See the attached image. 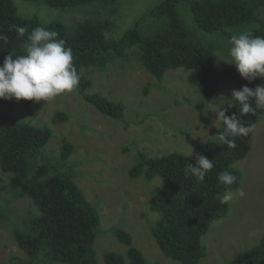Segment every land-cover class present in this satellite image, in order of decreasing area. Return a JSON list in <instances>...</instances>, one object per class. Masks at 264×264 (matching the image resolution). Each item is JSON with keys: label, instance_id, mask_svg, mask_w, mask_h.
Segmentation results:
<instances>
[{"label": "trees", "instance_id": "obj_1", "mask_svg": "<svg viewBox=\"0 0 264 264\" xmlns=\"http://www.w3.org/2000/svg\"><path fill=\"white\" fill-rule=\"evenodd\" d=\"M17 0H0V65L10 53L25 55L30 43L28 35L37 27L57 32L65 47L72 49L73 65L79 75L78 94L101 114L115 120L125 119L126 108L100 93H90L94 81L87 69H105L113 57H126L130 49H137L143 67L161 82L168 71L185 69L189 83L196 88L203 111L221 90L232 91L247 85L255 89L264 84L257 77L253 81L242 78L232 64H221L228 57L227 46L231 37L247 32L250 36H264V0H164L150 10L144 19L161 22L158 31L142 33L140 22L122 37L108 36L115 24L109 20H86L76 30L60 21L43 23L41 17H28L19 12ZM35 5L44 4L50 9H80L90 6L113 7L120 0H24ZM181 2L188 4L195 25L209 35L218 34L223 45L201 43L188 31L179 14ZM16 26L27 29L18 37ZM116 27V26H115ZM225 83L229 86L225 87ZM148 91V90H147ZM6 110H0V190H12L18 198H29L36 211L9 215L0 211V223L7 220L14 228V242L25 254L16 256L17 264H101L95 249L101 233V216L75 181L71 157L75 146L63 140L61 156L55 159L46 154L54 137L48 126H35L21 121L13 113L22 100L4 101ZM255 107L254 100L251 101ZM226 101L227 115H239L238 110ZM238 107V106H237ZM242 123L256 126L264 118V109L240 116ZM69 121L65 113H57L55 122ZM252 135L238 137L236 147L229 148L220 141L205 143L196 155L212 160L213 168L203 182L185 174L188 163L195 164L196 156L180 152L151 157L144 151L137 154V163L130 170L132 179L153 182L161 179L150 200V210L158 215L151 233L162 254L180 264H200L207 256L204 238L212 224L230 213V204L216 198L218 193L240 187L242 172L235 164L244 160L252 150ZM231 171L237 181L231 186L221 184L218 175ZM9 176V182L3 180ZM7 183V184H6ZM146 218L145 215H143ZM111 233L128 247L127 256L108 251L103 264H147L144 253L133 247V237L121 228ZM226 264H264V240L250 249L236 253Z\"/></svg>", "mask_w": 264, "mask_h": 264}, {"label": "rangeland", "instance_id": "obj_2", "mask_svg": "<svg viewBox=\"0 0 264 264\" xmlns=\"http://www.w3.org/2000/svg\"><path fill=\"white\" fill-rule=\"evenodd\" d=\"M162 1L120 0L113 7L99 5L69 10L50 9L24 0H17L16 5L25 16L41 17L45 24L60 21L71 31L86 20H109L116 27L108 36L119 39L138 22L142 33L158 31L161 22L144 16ZM178 11L188 31L201 43L225 44L220 35L198 29L188 4L181 2ZM230 47L227 46L228 52ZM138 54L137 49H130L129 59L113 57L105 69L83 70L94 81L90 93H100L125 106L124 121L101 114L86 103L76 88L48 101L22 100L13 113L21 121L53 129L54 137L46 149L50 157L60 158L64 139L75 146L71 157L75 181L101 216V233L95 245L101 264L108 251L127 256L128 247L114 237L113 228L132 235L133 247L144 253L147 264H180L162 254L151 233L158 215L151 212L150 200L161 179L150 183L142 178L132 179L130 170L137 163L139 151L151 157L173 152L196 156L205 143L219 141L215 136L220 133L217 127L221 125L217 122V127L214 126L215 111L201 110L202 97L189 83L185 69L168 71L165 79L158 82L143 67ZM222 60L225 58H221L222 66L229 64ZM6 100L0 99V110L7 109ZM229 100L228 90H221L207 110L221 103L222 107ZM57 113L67 114L69 121L58 124ZM235 168L243 175L240 187L232 191L234 199L228 216L214 222L205 236L208 251L200 264H226L236 253L264 240V118L254 128L251 152ZM3 177L9 182L8 175ZM240 190L243 196L239 195ZM4 210L14 216L37 212L29 198H18L12 190H0V211ZM13 231L7 220L0 223V264H17L14 258L25 255L16 246Z\"/></svg>", "mask_w": 264, "mask_h": 264}, {"label": "clouds", "instance_id": "obj_3", "mask_svg": "<svg viewBox=\"0 0 264 264\" xmlns=\"http://www.w3.org/2000/svg\"><path fill=\"white\" fill-rule=\"evenodd\" d=\"M18 37H23L27 29L16 26ZM58 33L44 27H37L28 35L29 44L25 48V55L10 53L0 65V99L16 101H48L64 93L72 92L79 83V75L73 65L72 49L65 47V41L58 39ZM0 41L7 43L6 35H0ZM230 60L226 61L235 66L240 76L249 82L257 77L264 79V36H250L247 32L233 35L228 52ZM255 102L253 107L251 101ZM230 107H235L237 113L227 115L228 108L213 106L217 114V122L221 125L218 137L222 144L229 148L236 147L238 137H247L254 132L255 126L244 124L240 116L255 113L257 109H264V84L255 89L247 85L232 91ZM211 104V103H210ZM238 106V107H237ZM192 153L189 155L191 156ZM212 160L204 155L195 157V164L188 163L185 174L192 175L203 182L208 172L213 168ZM221 184L231 186L237 177L231 171H222L218 175ZM243 196L244 192L239 191ZM221 204L228 205L234 199L231 190L218 193L216 197Z\"/></svg>", "mask_w": 264, "mask_h": 264}]
</instances>
